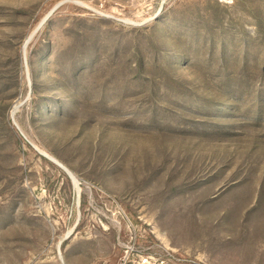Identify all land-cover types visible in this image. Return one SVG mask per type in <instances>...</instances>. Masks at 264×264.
Returning <instances> with one entry per match:
<instances>
[{"label":"rangeland","instance_id":"rangeland-1","mask_svg":"<svg viewBox=\"0 0 264 264\" xmlns=\"http://www.w3.org/2000/svg\"><path fill=\"white\" fill-rule=\"evenodd\" d=\"M124 261L264 264V0H0V264Z\"/></svg>","mask_w":264,"mask_h":264},{"label":"water","instance_id":"water-1","mask_svg":"<svg viewBox=\"0 0 264 264\" xmlns=\"http://www.w3.org/2000/svg\"><path fill=\"white\" fill-rule=\"evenodd\" d=\"M56 9V8H55ZM55 9L50 13V14H48L47 15V17L40 23V25H39V27L37 28V30L36 31H38L43 25H44V23L49 19V17H50V15L55 11ZM35 31V32H36ZM34 36V34L29 38V40H31V38ZM60 167H62L67 173H69V175L73 178V179H76L75 178V176L74 175H72V173H70L69 171H68V169L67 168H65L64 166H62V165H60ZM70 236V233L65 237V238H63L60 242H59V250H58V253H59V256H60V259L64 262V259H63V255H62V253H61V250H60V246H61V244L63 243V241L66 239V238H68Z\"/></svg>","mask_w":264,"mask_h":264},{"label":"built area","instance_id":"built-area-1","mask_svg":"<svg viewBox=\"0 0 264 264\" xmlns=\"http://www.w3.org/2000/svg\"><path fill=\"white\" fill-rule=\"evenodd\" d=\"M122 264H127V262H126V261H124Z\"/></svg>","mask_w":264,"mask_h":264},{"label":"bare ground","instance_id":"bare-ground-1","mask_svg":"<svg viewBox=\"0 0 264 264\" xmlns=\"http://www.w3.org/2000/svg\"><path fill=\"white\" fill-rule=\"evenodd\" d=\"M60 165V164H59ZM72 175H73V173H72Z\"/></svg>","mask_w":264,"mask_h":264}]
</instances>
